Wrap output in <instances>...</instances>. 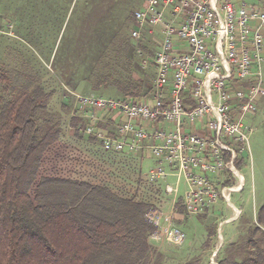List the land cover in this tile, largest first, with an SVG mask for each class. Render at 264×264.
Returning a JSON list of instances; mask_svg holds the SVG:
<instances>
[{"label": "trees", "instance_id": "16d2710c", "mask_svg": "<svg viewBox=\"0 0 264 264\" xmlns=\"http://www.w3.org/2000/svg\"><path fill=\"white\" fill-rule=\"evenodd\" d=\"M120 3L117 14L88 13L77 22L64 65L70 72L86 60L82 94L114 88L118 98L137 101L150 91L154 69L150 63L144 69L141 59L153 55L155 44L144 31L131 36L139 7ZM0 45V264H164L146 213L169 198L162 182H148L146 153L104 150L84 133L89 120L67 93L58 110L51 108L53 90L19 43L0 34ZM241 223L238 238L217 250L216 264H264V229ZM217 228L205 226L204 249ZM204 262L194 256L182 264Z\"/></svg>", "mask_w": 264, "mask_h": 264}, {"label": "built area", "instance_id": "2783aa9c", "mask_svg": "<svg viewBox=\"0 0 264 264\" xmlns=\"http://www.w3.org/2000/svg\"><path fill=\"white\" fill-rule=\"evenodd\" d=\"M133 17L131 36L144 31L155 44L153 56L141 59L154 69L148 94L136 101L70 92L89 120L84 133L104 150L150 154L147 180L162 182L169 199L146 213L154 226L149 239L181 246L186 233L174 221L179 206L200 214L221 199L232 211L225 222L240 215L230 193L244 184L237 163L249 150L252 127L245 118L263 93L264 0H145ZM13 27L5 22L0 34L13 36Z\"/></svg>", "mask_w": 264, "mask_h": 264}, {"label": "rangeland", "instance_id": "374dc122", "mask_svg": "<svg viewBox=\"0 0 264 264\" xmlns=\"http://www.w3.org/2000/svg\"><path fill=\"white\" fill-rule=\"evenodd\" d=\"M39 1L0 0V25H4L7 21L12 23H15L14 20L19 21L18 23L23 29H20L17 33L23 41L16 42L19 43L17 46L21 47L27 58L34 63L41 75L43 85L53 90L49 105L53 110H58L62 94L67 93L71 101L75 102L70 91L82 93L83 79L88 69L86 60L74 62L70 72L67 71L64 65L71 60L65 56V51L68 52L73 47L71 40L77 30V22L80 23L83 18L87 17L88 13H90V18L95 19L112 16V12L117 14L123 3H120L121 0H95L93 3H87L85 0H74L71 9L66 14L67 17L60 16L61 18H59L54 14V26L45 28L44 26L39 27V23L47 21L44 17L54 11L49 10L48 12L49 3ZM245 1L250 2L253 0ZM144 2L145 0H132L128 6L130 8H141ZM86 6L92 9L87 10V8H84ZM32 21L34 22L33 26ZM45 30L51 34L47 35ZM38 42L39 46L37 45ZM2 47L0 45V52ZM144 57L151 56H143L142 58ZM260 57L259 65L262 82V78L264 80V40ZM147 67H149V64L143 68ZM96 93V95L109 98L119 97L114 88L101 89ZM245 120L246 124L252 127V131L249 134V150L247 153L245 152L239 168L244 178V184L240 191L230 193V201L241 210L240 217L234 221L225 222L226 219L232 216V211L228 204L221 199H218L200 214L181 213L177 215L176 219L174 218L175 224L186 233V240L181 246L166 243L157 246L166 254L164 264H182L194 256H202L205 260L204 264H209V261L210 264H216V248L221 250L238 238L243 230L242 219L247 223H257L264 229V109L262 110L259 107L257 116L254 112L246 115ZM152 164L153 159L150 154L146 153L142 164L143 172H147L148 167ZM166 181L171 183L174 181V177H169ZM184 190V180L181 179L179 194L182 195ZM212 223L217 225L219 231L217 228L216 236H212L211 245L204 249L201 245L207 238L205 226Z\"/></svg>", "mask_w": 264, "mask_h": 264}, {"label": "crops", "instance_id": "0c3cea01", "mask_svg": "<svg viewBox=\"0 0 264 264\" xmlns=\"http://www.w3.org/2000/svg\"><path fill=\"white\" fill-rule=\"evenodd\" d=\"M47 2L49 3V7L47 8L48 12L49 10H53L54 12H50L48 13V16L44 17L47 21L45 22H40L39 23V27H45V28H49L51 26H54V23H53V17H54V14H56L55 16L56 17H59L61 18L60 16H66L67 12L71 9L72 7V2L74 0H40L39 2ZM87 3L88 2H91L93 3L95 0H85ZM122 2H128V3H131L132 0H121ZM143 3V2H142ZM142 3L140 4V6L142 5ZM84 8H87L88 10V7H84ZM140 8V7H139ZM83 11V10H82ZM80 12H81V9H80ZM41 17H43L41 14H40ZM15 23H13V26H14V35L13 36H6V35H1V38H6V39H9L11 41H23V39L18 35V31L21 29H23V27H21L20 23H18L19 21H15ZM1 27H3V25H1ZM47 31V30H45ZM18 32V33H17ZM40 32V31H39ZM38 32V34H39ZM264 33V31H263ZM50 35L51 33H49L47 31V35ZM46 35V34H45ZM39 36V35H38ZM39 46V42L37 44ZM33 49V48H32ZM261 87H262V90H263V93L259 94L256 98V105H257V108H256V111H255V114L256 116L258 115V110H259V107L260 109H264V80L262 78V82H261ZM62 98V97H61ZM59 108V107H58Z\"/></svg>", "mask_w": 264, "mask_h": 264}, {"label": "water", "instance_id": "95a60500", "mask_svg": "<svg viewBox=\"0 0 264 264\" xmlns=\"http://www.w3.org/2000/svg\"><path fill=\"white\" fill-rule=\"evenodd\" d=\"M218 231H219V228H218ZM217 249H218V248H216V251H217ZM216 251H215V252H216ZM215 252H214V254H215Z\"/></svg>", "mask_w": 264, "mask_h": 264}]
</instances>
